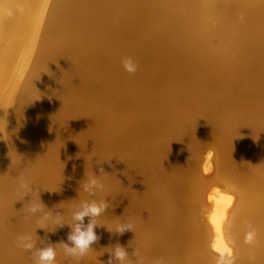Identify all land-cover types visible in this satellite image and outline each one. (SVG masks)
<instances>
[{"label": "bare ground", "instance_id": "obj_1", "mask_svg": "<svg viewBox=\"0 0 264 264\" xmlns=\"http://www.w3.org/2000/svg\"><path fill=\"white\" fill-rule=\"evenodd\" d=\"M128 57L134 73L123 68ZM193 110L218 121L244 182L235 264H264V0H0V264H35V249L18 246L24 228L37 231L36 247L57 249L58 264H121L117 247L125 264H204L200 234L179 226L177 189L199 142L177 129ZM125 125L135 130L127 153ZM91 175L106 187L85 192ZM217 188L211 211L215 200L228 208L206 218L215 246L232 253L222 234L235 197ZM86 200L107 206L77 259L63 246ZM34 201L42 209L31 213ZM45 215L61 222L41 226Z\"/></svg>", "mask_w": 264, "mask_h": 264}, {"label": "water", "instance_id": "obj_2", "mask_svg": "<svg viewBox=\"0 0 264 264\" xmlns=\"http://www.w3.org/2000/svg\"><path fill=\"white\" fill-rule=\"evenodd\" d=\"M141 99H143V97ZM131 103L132 102L125 104V112L132 110ZM140 103L142 105L143 102ZM88 126L93 127L95 125L90 124ZM124 127L125 130L122 132V142L119 150H123L124 153H127L128 143L130 142H128V139L131 138V135L135 130L132 131V128L129 125H125ZM177 130L183 134L193 132V139L199 142V147L196 151L195 165L192 168V171L187 175L185 183L181 185L184 186L181 187V195L180 188L178 187L177 189L179 207L183 208L181 213L184 212L180 217L179 226L181 227V235L191 236V234H199L200 231L205 232L204 244L201 249L204 264H235L243 256V251L245 249V239L242 234V229L239 228V220L244 213L246 197L244 195V182H242L241 179L232 172L228 159L226 143L222 134L223 129L210 112L193 110L187 118V122L184 125L180 123ZM92 131H94V128ZM90 140L95 143L99 142L100 145V140L97 136H91ZM129 148H131L130 144ZM209 151L213 152L211 160L213 168L210 172L206 173L204 170L205 155ZM124 160L126 161V159L123 158V161ZM125 171L126 169L123 167V173L118 174L117 177L122 174L125 176ZM124 181L126 180H123V183ZM216 185L221 186L226 192L233 194L235 197L233 207L229 210L228 219L223 228L226 240L233 247L232 256L219 254L213 250L212 246L214 229L206 219V214L209 213L212 208V205L207 200L208 194ZM61 189L63 190V188ZM110 223L112 225V221ZM158 225V223H154L153 227ZM59 229L60 228H52L54 231H58ZM157 231L159 230L157 229ZM19 232L20 234H18L17 239L21 236L27 235L31 236L32 239L35 240L37 236V231H30L28 228H24L23 231ZM152 232H154L153 228ZM22 251L24 250H21V253ZM164 260H168L165 261V263L169 264L170 258H166Z\"/></svg>", "mask_w": 264, "mask_h": 264}, {"label": "clouds", "instance_id": "obj_3", "mask_svg": "<svg viewBox=\"0 0 264 264\" xmlns=\"http://www.w3.org/2000/svg\"><path fill=\"white\" fill-rule=\"evenodd\" d=\"M123 68L126 72L134 73L137 70L136 63L131 57L125 58L122 61ZM29 182L23 177L20 178L19 187L27 191L29 189ZM106 185L100 179L91 175L83 185L85 192H92L96 189H103ZM106 203L103 200H86L83 201L78 210L73 212V220L80 223L75 224L73 231L70 233L68 239L72 242L71 246L64 245V249L67 255L73 256L77 259L85 257L90 250L91 245L97 240V234L94 230L96 226V218L100 217L105 208ZM42 209V205L34 201L29 208V212L35 213ZM91 217L92 219L86 227L82 226L85 217ZM51 220L52 223H60L61 218L50 217L45 215L40 218L41 226H44V222ZM117 230L123 232L127 228H131L129 224H118ZM18 246L25 250H34L33 256L35 264H58L57 262V249L52 246L48 247H36V240H33L31 236H21L18 238ZM115 256L120 260L121 264H125L127 258L126 250L122 247H117L114 251ZM111 264V261L109 262Z\"/></svg>", "mask_w": 264, "mask_h": 264}, {"label": "rangeland", "instance_id": "obj_4", "mask_svg": "<svg viewBox=\"0 0 264 264\" xmlns=\"http://www.w3.org/2000/svg\"><path fill=\"white\" fill-rule=\"evenodd\" d=\"M7 135H8V133H7ZM6 139H7V136H6ZM6 139H5V141H4V143H6ZM5 145V144H4ZM4 145H3V149H4ZM212 153L211 154V157H212V155H213V152L212 151H209V152H207V154L205 155V163L207 162V156L209 155V153ZM211 160H212V158H211ZM205 163H204V170H205V172L206 173H208V172H210V171H207L206 170V167H205ZM212 163V162H211ZM220 189L223 193H225L226 191L221 187V186H219V185H216V186H214L213 188L214 189ZM211 189V191L209 192V194H208V197H209V195L212 193V191L214 190V189ZM220 190H215L214 192H213V196H216V194H219L218 193V191H220ZM226 193H228V192H226ZM229 195H232L233 197H234V195L233 194H231V193H228ZM208 200V202H209V198L207 199ZM217 201V205L215 204V207H214V212H216V213H219L218 214V216H222V214H223V212H224V208L226 209V208H228V206H227V204L225 203V204H223V203H221V201L220 200H215V202ZM217 206V207H216ZM229 210H230V208H229ZM211 212H213V210L212 211H210V213ZM213 212V213H214ZM209 215V213H207V215L206 216H208ZM222 218V217H221ZM207 220L209 219L208 217L206 218ZM210 223V222H209ZM211 224V223H210ZM211 226H212V228H213V225L211 224ZM214 229V228H213ZM199 234H200V238L203 240V242H204V237H205V232L204 231H200L199 232ZM225 234H224V232H223V234H222V239L224 240V242L227 244V246L228 247H230L229 249L231 250V252L232 253H229V251H222L221 249H219L220 248V246H215V231H214V239H213V244H212V246H213V250L215 251V252H217V253H219V254H227V255H229V256H232L233 255V247L228 243V241L226 240V237L224 236ZM224 236V237H223ZM216 247V248H215Z\"/></svg>", "mask_w": 264, "mask_h": 264}]
</instances>
